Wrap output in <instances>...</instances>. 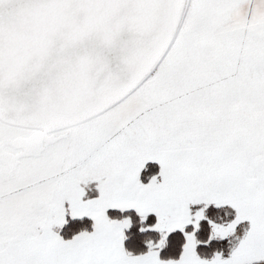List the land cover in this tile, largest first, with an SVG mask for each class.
Wrapping results in <instances>:
<instances>
[{"label":"snow or ice","instance_id":"obj_1","mask_svg":"<svg viewBox=\"0 0 264 264\" xmlns=\"http://www.w3.org/2000/svg\"><path fill=\"white\" fill-rule=\"evenodd\" d=\"M0 264H264V0H0Z\"/></svg>","mask_w":264,"mask_h":264},{"label":"trees","instance_id":"obj_2","mask_svg":"<svg viewBox=\"0 0 264 264\" xmlns=\"http://www.w3.org/2000/svg\"><path fill=\"white\" fill-rule=\"evenodd\" d=\"M148 170L142 172L141 181L143 183H148L153 175L159 173V165L155 163H150L147 166ZM110 217L116 219H124L130 217L132 220V227L128 229L125 235L128 239L125 241V247L133 252H146L147 242L153 241L158 242L161 239V234L155 231H144L141 232V228L147 229V223H141V218L134 212H118L110 211ZM207 219L201 221L200 231L197 232V239L200 241L198 245L197 252L203 259H211L216 253H223L225 257L231 254L232 249L235 247V240L233 238L227 239H215L209 242L211 236V225L208 223L211 220L217 224H225L235 220L236 212L234 209L223 206L221 208H216L215 206H210L206 211ZM152 223V219L149 220ZM91 221L87 218L83 221H70V226L64 229L62 234H70L73 230H79L87 228L91 230ZM149 223V224H150ZM186 231H192V227L189 226ZM185 243V237L183 233L176 231L169 235L168 245L162 251V259L178 258L182 252L183 244Z\"/></svg>","mask_w":264,"mask_h":264},{"label":"crops","instance_id":"obj_3","mask_svg":"<svg viewBox=\"0 0 264 264\" xmlns=\"http://www.w3.org/2000/svg\"><path fill=\"white\" fill-rule=\"evenodd\" d=\"M160 170V169H159ZM150 182V181H149ZM148 182V183H149ZM145 184H147V183H145ZM212 206H215V205H212ZM201 207H203L202 205L201 206H193V208H192V211H193V214H195V212H197V211H199V209L201 208ZM210 207V206H209ZM227 207H230V206H227ZM231 208V207H230ZM110 211H113V210H110ZM109 211V212H110ZM128 211H130V212H134V213H136V211L135 210H128ZM128 211H125V212H128ZM119 212V211H118ZM137 214V213H136ZM138 215V214H137ZM152 219V223H150L149 222V220H151ZM132 221V220H131ZM146 223H147V229H151L155 224H156V222H157V218L155 217V215H150L149 217H148V219H147V221H145ZM144 222V223H145ZM150 223V224H149ZM229 223H231V222H229ZM229 223H225L224 225H227V224H229ZM192 227V226H191ZM250 226H249V224L247 223V222H244V223H242L241 225H239L238 227H237V230H236V234L234 235V236H232V237H229V238H233L234 240H235V246L238 244V238H242L243 237V235L245 234V232H246V230L249 228ZM194 229H193V227H192V231H193ZM191 232V231H190ZM186 242V241H185ZM230 256V255H229ZM229 256L228 257H225V258H229Z\"/></svg>","mask_w":264,"mask_h":264}]
</instances>
